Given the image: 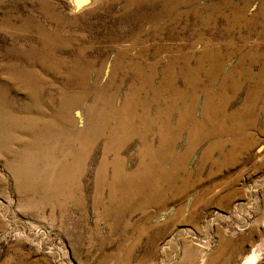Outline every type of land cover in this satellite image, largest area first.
Instances as JSON below:
<instances>
[{
	"label": "rangeland",
	"instance_id": "374dc122",
	"mask_svg": "<svg viewBox=\"0 0 264 264\" xmlns=\"http://www.w3.org/2000/svg\"><path fill=\"white\" fill-rule=\"evenodd\" d=\"M254 251L264 0H0V264Z\"/></svg>",
	"mask_w": 264,
	"mask_h": 264
},
{
	"label": "bare ground",
	"instance_id": "6f19581e",
	"mask_svg": "<svg viewBox=\"0 0 264 264\" xmlns=\"http://www.w3.org/2000/svg\"><path fill=\"white\" fill-rule=\"evenodd\" d=\"M242 204V203H241ZM240 207H242L240 205ZM242 209V208H241ZM192 235V234H191ZM173 242V241H172ZM205 257V256H204ZM260 255L254 251L252 254L248 255L245 260H243L242 264H257V261L259 259ZM205 261V259H204ZM202 263V262H201ZM202 264H206V263H202Z\"/></svg>",
	"mask_w": 264,
	"mask_h": 264
},
{
	"label": "snow or ice",
	"instance_id": "6c2138e0",
	"mask_svg": "<svg viewBox=\"0 0 264 264\" xmlns=\"http://www.w3.org/2000/svg\"><path fill=\"white\" fill-rule=\"evenodd\" d=\"M77 2L79 3V2H80V0H77ZM85 2H89V0H85Z\"/></svg>",
	"mask_w": 264,
	"mask_h": 264
}]
</instances>
